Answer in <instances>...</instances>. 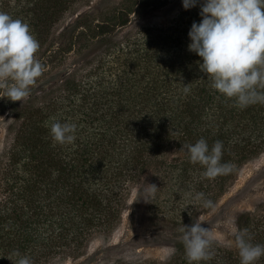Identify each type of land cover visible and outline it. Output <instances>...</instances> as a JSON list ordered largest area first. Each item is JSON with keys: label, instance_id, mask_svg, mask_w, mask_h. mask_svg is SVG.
<instances>
[{"label": "trees", "instance_id": "trees-1", "mask_svg": "<svg viewBox=\"0 0 264 264\" xmlns=\"http://www.w3.org/2000/svg\"><path fill=\"white\" fill-rule=\"evenodd\" d=\"M91 1L0 0V11L29 24L46 67L23 101L0 98V116L10 115L0 150V264H13L8 256L19 259L17 250L32 264H58L83 256L98 237L109 241L145 178L158 187L150 201L142 198L145 220L154 231L167 227L181 236L180 226L212 210L195 195L216 205L264 152V104L237 107L210 86L202 58L189 50L205 0L188 9L183 0L166 2L164 10L157 6L164 0H121L63 31ZM93 47L60 79L41 84L71 53ZM53 120L76 125L74 142L53 141ZM200 138L209 148L223 142L221 163L232 172L202 176L204 167L182 149ZM236 228L264 244V201L241 212ZM173 250L164 259L102 264H189L181 240ZM210 253L193 264H240L235 241L217 239Z\"/></svg>", "mask_w": 264, "mask_h": 264}, {"label": "clouds", "instance_id": "clouds-1", "mask_svg": "<svg viewBox=\"0 0 264 264\" xmlns=\"http://www.w3.org/2000/svg\"><path fill=\"white\" fill-rule=\"evenodd\" d=\"M196 4L197 0H183L185 9ZM200 15L202 21L193 22L188 33L191 39L188 47L202 58L199 67L207 74L210 86L234 99L237 107L264 104V0H205ZM39 48L28 23L0 11V98L15 102L30 95L31 87L46 71L36 57ZM184 91L189 89L185 87ZM45 126H49L48 122ZM75 131L73 123L53 120L50 124L52 139L59 144L74 142ZM182 149L189 153L191 163L204 167V178L215 179L233 171L230 163H221L222 141H215L209 148L206 139L200 138L195 144H183ZM157 188L148 184L144 199L150 201ZM194 199L202 202L203 208H216L202 192ZM204 221L199 217L192 225L178 228L189 264L209 259L210 248L217 240L212 228L202 226ZM228 222L235 224V218L229 217ZM233 235L240 264H255L264 256V244H253L246 228L234 229ZM14 255L19 259L14 261L8 256L13 264H32L30 257L21 256L18 250Z\"/></svg>", "mask_w": 264, "mask_h": 264}, {"label": "rangeland", "instance_id": "rangeland-1", "mask_svg": "<svg viewBox=\"0 0 264 264\" xmlns=\"http://www.w3.org/2000/svg\"><path fill=\"white\" fill-rule=\"evenodd\" d=\"M121 0H92L90 4L80 8L73 16L65 22L63 31H72L76 25L83 21L85 15L98 17L101 10ZM179 0H164L157 4L159 9L164 10L165 3L173 4ZM171 6V5H170ZM174 11V9H173ZM175 12V11H174ZM163 13V12H162ZM161 13V14H162ZM171 16V13H168ZM116 34L123 37V28ZM96 47L84 50L83 54L71 53L64 62L53 68L50 75L41 84L60 79L74 65L80 64ZM10 115L0 116V150L3 147L5 130ZM146 178L135 188L123 214L122 224L115 230L109 241L102 237L94 239L87 252L76 259L68 258L58 264H102L115 258L148 257L164 259L168 257L173 249L174 242L181 240V236H174L171 228L164 227L163 230L154 231L142 208L144 189L148 187ZM264 201V152L256 159L248 162L240 172L238 179L230 187L229 191L219 200L216 208L203 213L200 219L205 220L203 227L212 228L217 239L232 244L235 241L233 230L236 228L238 215L247 209H253L259 202ZM229 217L235 218V224L228 222Z\"/></svg>", "mask_w": 264, "mask_h": 264}]
</instances>
